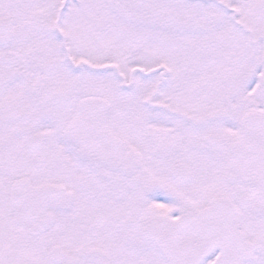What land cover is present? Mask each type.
<instances>
[{
  "label": "snow or ice",
  "instance_id": "obj_1",
  "mask_svg": "<svg viewBox=\"0 0 264 264\" xmlns=\"http://www.w3.org/2000/svg\"><path fill=\"white\" fill-rule=\"evenodd\" d=\"M0 264H264V0H0Z\"/></svg>",
  "mask_w": 264,
  "mask_h": 264
}]
</instances>
